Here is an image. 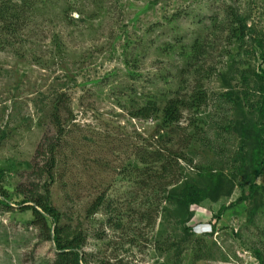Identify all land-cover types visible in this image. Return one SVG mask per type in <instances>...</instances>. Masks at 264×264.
I'll return each instance as SVG.
<instances>
[{
  "label": "rangeland",
  "instance_id": "1",
  "mask_svg": "<svg viewBox=\"0 0 264 264\" xmlns=\"http://www.w3.org/2000/svg\"><path fill=\"white\" fill-rule=\"evenodd\" d=\"M5 5L26 9L18 31L0 22V167H16L4 170L9 193L46 182L37 150L57 136L51 115L63 95L53 201L61 224L86 237L83 264H260L264 176L257 198L229 209L243 195L236 187L229 199L184 214L143 185L131 165L141 167L152 145L184 156L188 181L197 183V169L205 168L243 183L236 172L243 140L230 127L251 123L244 114L260 99L264 0H0ZM233 13L251 31L243 42L233 35ZM201 51L206 58H195ZM195 71L212 74L200 87ZM197 88L206 104L185 108L179 126L132 116L148 101H192ZM9 206L0 205V264H54L55 245L32 212ZM223 206L229 210L220 214Z\"/></svg>",
  "mask_w": 264,
  "mask_h": 264
},
{
  "label": "trees",
  "instance_id": "2",
  "mask_svg": "<svg viewBox=\"0 0 264 264\" xmlns=\"http://www.w3.org/2000/svg\"><path fill=\"white\" fill-rule=\"evenodd\" d=\"M25 10V6L6 7L5 5L1 8L0 22L4 24L3 30L11 29V31L16 32L21 29L22 27L20 28L17 26L18 24H15L20 22ZM17 12L19 15H17ZM233 14L236 16L232 21L236 24L232 26L233 35L238 38L239 42H243L248 38V35H251V31L244 19L239 18L238 14ZM207 54V51H201L199 56L195 58L205 57ZM200 72L195 71L193 75L198 79L196 82L201 87L203 79L211 77L212 71L209 74L205 73L206 77L203 76V73L201 75L203 78H198L196 74ZM257 84L260 99L256 104L250 105L248 113L244 114L246 116L244 120H247L248 115H250L253 121H249L251 123L242 121L237 123L235 128L230 127V129L239 133L243 140L242 152L244 158L242 157V163L236 171L238 176L243 177V183L240 184L236 174L232 175V173H226L224 170L205 168L197 169L199 180L197 183L188 181L184 179L183 169L179 165V160L185 157L174 153L173 150L164 153L166 151L164 148L149 150L152 145L148 147L146 152H142L141 159H139L141 167L131 165V173L139 175L138 178L148 189L160 193L168 207L172 206L177 210L179 209L184 214H188L192 206L212 205L224 199H229L236 187H240L243 195L229 209L239 203L246 202L248 199L255 198V196L256 198L260 196L262 187L257 184V180L264 176V70L261 75L257 76ZM62 98L63 95L55 100L51 115L52 127L56 130L57 136L43 140L37 150L38 157L41 158L40 162L43 163L37 174L39 177L41 176V179L45 175L46 182L43 183V186L38 185V187L32 188L28 192L16 188L14 193L10 194L6 189L7 187L4 186L7 180L4 170L12 172L16 170V167L13 164L7 169L0 167V205L10 208L9 205L15 201L25 211L32 212L36 222L41 225L43 231H46L44 240L52 241L55 245L57 255L54 264H83L81 249L86 243V237L82 232L72 231L69 226L61 224L64 216L53 201V188L56 183L55 169L60 162L58 150L62 139L65 137L66 130L61 116L62 110L65 108L63 107L64 101ZM206 101V94L203 93L202 89L197 88L192 101L182 99L178 95H174L163 101V103H160L161 101H148L136 109L132 116L143 120L158 117L164 128H173L179 126L185 108H195L197 110L206 104ZM165 155H168V157ZM105 199L103 195L95 200L91 208L92 214L100 211ZM227 209L223 206L220 214L227 211ZM189 231V228L185 229L188 237ZM184 243L175 247H181ZM255 255L260 260V264H264V257L259 252H256Z\"/></svg>",
  "mask_w": 264,
  "mask_h": 264
},
{
  "label": "built area",
  "instance_id": "3",
  "mask_svg": "<svg viewBox=\"0 0 264 264\" xmlns=\"http://www.w3.org/2000/svg\"><path fill=\"white\" fill-rule=\"evenodd\" d=\"M250 262H252V261H250Z\"/></svg>",
  "mask_w": 264,
  "mask_h": 264
}]
</instances>
